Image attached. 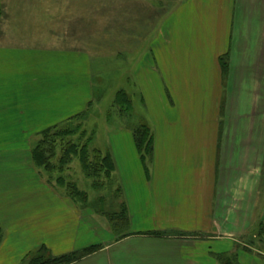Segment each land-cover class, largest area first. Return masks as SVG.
<instances>
[{
	"label": "crops",
	"instance_id": "crops-1",
	"mask_svg": "<svg viewBox=\"0 0 264 264\" xmlns=\"http://www.w3.org/2000/svg\"><path fill=\"white\" fill-rule=\"evenodd\" d=\"M11 4L0 0L2 16ZM166 14L159 48L135 69L140 83L160 84L165 101L143 186H132L139 178L128 166L129 233L175 236L123 241L96 211L42 177L32 157V139L92 101L88 51L57 35L34 44L0 18V264H26L41 249L59 257L96 245L103 248L73 264H220L221 256L264 264V250L249 252L241 242L253 224L264 227V146L249 145L251 129L264 137V0H177ZM245 42L254 44L236 49ZM222 57L230 60L225 78ZM251 57L253 81L244 71Z\"/></svg>",
	"mask_w": 264,
	"mask_h": 264
},
{
	"label": "rangeland",
	"instance_id": "rangeland-1",
	"mask_svg": "<svg viewBox=\"0 0 264 264\" xmlns=\"http://www.w3.org/2000/svg\"><path fill=\"white\" fill-rule=\"evenodd\" d=\"M10 1H12V6L8 13L2 16V12H0V18L8 19L9 28L12 29L15 35H23V39L31 40L34 44L40 43L43 37L51 39L57 35L66 41L67 46H80L88 51L91 60L89 83L92 101L77 116H85L83 127L88 129V137L92 133L91 130H96L95 137L90 145L92 147L97 146L105 154L111 155L115 162L117 184H120L119 198L115 200V205L124 211L126 219L125 222L117 225L115 219L108 214V210H112L111 207L103 208L99 212L94 208L96 206H88V208L103 217L106 229L112 231L116 241H123L130 235H136L137 233H129L131 218L128 203V166L132 164L135 172L138 173L136 177L139 179L136 183H132V186H137L139 183L143 186L145 181L140 177L145 175L148 178L150 170L152 173L151 165L154 167L153 162L156 160L154 152L156 142H160L161 107L163 101H165V96L161 93L160 84L147 85L140 83L135 69L144 61L147 54L153 53L155 48H159L157 45H159L160 40L161 22L164 20L166 13L172 12L177 0H166L165 2L160 0ZM54 3H59L60 9L51 8L50 5H54ZM38 6H41V8ZM43 43L49 44L47 41ZM57 43L65 45V42ZM253 44L236 43V49H251ZM239 60V58L233 59L235 64ZM255 60L254 57H251L248 61L250 68L245 67L244 69V71L248 70L249 80L251 79V81L255 80L257 76ZM229 64L230 60L222 57L221 68L224 71V78L227 77L229 72ZM251 72L253 73L251 74ZM237 74L239 75L238 72ZM122 90L127 93L132 101L134 110L130 116H122L115 104L116 96ZM233 92H235V89H233ZM205 108L202 105V109L205 110ZM239 108L241 106L234 105V115H236V110ZM140 125L147 128L149 138L142 140L141 145L138 146L135 131L138 130ZM40 139L31 140L32 144L34 142L33 149ZM263 139L262 131L251 129L249 132L250 149H262L264 146ZM145 144L147 145L144 146ZM152 146L153 149H151ZM150 150L153 156H151ZM157 158L159 162L160 156H157ZM116 160L119 161L118 164ZM73 167L76 170L78 187L88 192L91 201L94 200L96 192L92 188L91 181H87L78 163H74ZM141 173L142 176H140ZM42 177L44 176L42 175ZM62 192H64V188ZM141 207L143 210L145 203H142ZM114 222L119 229L118 233L114 232ZM140 224L141 227L145 226L144 219ZM146 225L148 226V222ZM260 228L261 226L258 227L257 224H253L252 227H249L248 234L241 239V242H244L243 244H247L249 252H255L257 248L264 250V239L258 236ZM173 235L175 236V233L160 231L137 234V236H155L157 238ZM108 240V238L105 239V244ZM91 247H98V249L87 256L101 250L103 245ZM241 247L243 246L241 245ZM241 247L236 245V252H239ZM85 249L75 252H81ZM44 251L47 258L52 257L46 250ZM31 258L26 264L29 263Z\"/></svg>",
	"mask_w": 264,
	"mask_h": 264
},
{
	"label": "trees",
	"instance_id": "trees-1",
	"mask_svg": "<svg viewBox=\"0 0 264 264\" xmlns=\"http://www.w3.org/2000/svg\"><path fill=\"white\" fill-rule=\"evenodd\" d=\"M115 100L122 116L132 114L134 110L132 101L125 91H120ZM84 118V115L76 116L62 126L54 127V129L44 133L39 143L32 149L33 162L47 181L55 184L60 193L69 195L79 205L83 207L96 206L94 208L98 212L103 208L111 207L112 210L109 209L108 214L119 225L125 222L126 217L124 211L115 205V200L119 198L118 194L120 192V184H117L115 162L111 155L105 154L97 146L92 147L90 145L95 137L96 130H91L92 133L88 137L89 131L83 127ZM80 132L82 133L79 134ZM147 132V128L141 125L135 131L138 146L141 145L142 140L149 138ZM151 149H153V146ZM151 154L153 156L152 152ZM74 163L79 164L87 181H91L92 188L96 192L94 200L91 201L88 192L78 187L79 183L76 179L77 174L73 167ZM116 186L118 187L116 188ZM63 188L64 192H62ZM115 222L113 224L114 232L118 233L119 229ZM258 236L264 239L263 226L259 229ZM98 247L49 258L45 256V251L43 252L45 249H41L32 256L28 264H72L95 252ZM219 260L220 264H239L236 256H221Z\"/></svg>",
	"mask_w": 264,
	"mask_h": 264
}]
</instances>
